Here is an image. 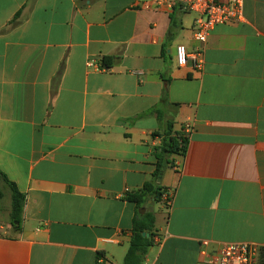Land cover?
I'll return each instance as SVG.
<instances>
[{
  "label": "crops",
  "instance_id": "obj_1",
  "mask_svg": "<svg viewBox=\"0 0 264 264\" xmlns=\"http://www.w3.org/2000/svg\"><path fill=\"white\" fill-rule=\"evenodd\" d=\"M139 2L0 0V172L26 196L20 223L0 210V264H123L165 123L188 148L146 264H210L203 242L264 264V0L215 28L201 71L176 61L196 15Z\"/></svg>",
  "mask_w": 264,
  "mask_h": 264
},
{
  "label": "built area",
  "instance_id": "obj_2",
  "mask_svg": "<svg viewBox=\"0 0 264 264\" xmlns=\"http://www.w3.org/2000/svg\"><path fill=\"white\" fill-rule=\"evenodd\" d=\"M147 11H172L175 8L196 15L193 37L200 48L189 53L185 46L176 48V61L180 68L189 62L195 70L203 69L204 48L216 27L245 22V0H140L137 4ZM88 67H95L88 61ZM105 70V67H103ZM208 242H203L201 256L210 264H258L263 248L252 243L225 244L213 253L208 251Z\"/></svg>",
  "mask_w": 264,
  "mask_h": 264
},
{
  "label": "trees",
  "instance_id": "obj_3",
  "mask_svg": "<svg viewBox=\"0 0 264 264\" xmlns=\"http://www.w3.org/2000/svg\"><path fill=\"white\" fill-rule=\"evenodd\" d=\"M104 62L106 63V60ZM106 66L108 67L109 64H106ZM170 126L173 130V124H170ZM172 130L168 134L164 133L165 139L159 150L161 153H167L169 158L174 155L184 157L188 148V139L182 134H176V136H173ZM166 141L168 142L165 144ZM169 158L166 159L167 166L173 164ZM164 168L165 166L159 161L153 180L147 183L140 191L129 195L128 200L135 203L139 209L146 208L150 201H162L165 189L159 185L158 182L164 172ZM1 182L6 183L12 193L10 213L11 223H20L22 221L26 196L20 192L16 184L11 182L2 172H0V183ZM2 199L3 192L0 187V201ZM155 223V214L151 211L137 215L133 221L132 238L123 264H146L148 251L155 245V239L157 237Z\"/></svg>",
  "mask_w": 264,
  "mask_h": 264
},
{
  "label": "rangeland",
  "instance_id": "obj_4",
  "mask_svg": "<svg viewBox=\"0 0 264 264\" xmlns=\"http://www.w3.org/2000/svg\"><path fill=\"white\" fill-rule=\"evenodd\" d=\"M171 130H172V128H171L170 124L165 123V125L162 128V133L168 134ZM167 142L168 141H166L165 144ZM168 158H169L168 154L164 153V152L161 153V155L157 157V159L165 166L164 172L162 173V176H164L168 172V168L166 165V159H168ZM2 191H3V199L0 201V207L3 210L2 214H1L3 216L5 214L7 215V213L10 210L11 190L9 188L5 187L4 189H2ZM147 208L148 209L144 208L145 213L148 211L155 213L159 217V224L162 225L163 224V218L166 219V217L168 216L169 209L167 208V206L164 203H162L161 201L153 200V201L149 202ZM140 211H141V209L138 210L139 214H141ZM145 213H143V214H145Z\"/></svg>",
  "mask_w": 264,
  "mask_h": 264
},
{
  "label": "water",
  "instance_id": "obj_5",
  "mask_svg": "<svg viewBox=\"0 0 264 264\" xmlns=\"http://www.w3.org/2000/svg\"><path fill=\"white\" fill-rule=\"evenodd\" d=\"M141 214L145 213V209H141L140 211ZM15 224H18L17 222ZM145 235V234H144Z\"/></svg>",
  "mask_w": 264,
  "mask_h": 264
}]
</instances>
